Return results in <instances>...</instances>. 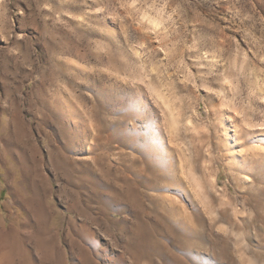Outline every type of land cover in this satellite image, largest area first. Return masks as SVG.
I'll use <instances>...</instances> for the list:
<instances>
[{
    "label": "rangeland",
    "instance_id": "1",
    "mask_svg": "<svg viewBox=\"0 0 264 264\" xmlns=\"http://www.w3.org/2000/svg\"><path fill=\"white\" fill-rule=\"evenodd\" d=\"M0 264H264V0H0Z\"/></svg>",
    "mask_w": 264,
    "mask_h": 264
}]
</instances>
